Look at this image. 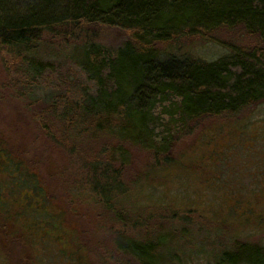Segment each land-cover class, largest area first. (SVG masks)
<instances>
[{
  "label": "trees",
  "instance_id": "trees-1",
  "mask_svg": "<svg viewBox=\"0 0 264 264\" xmlns=\"http://www.w3.org/2000/svg\"><path fill=\"white\" fill-rule=\"evenodd\" d=\"M237 31L249 42L220 38ZM191 38L221 45L226 54L211 62L192 57L183 46ZM0 47L14 62L13 88L26 109L44 106L32 115L45 138L74 156L87 136L120 142L84 167L74 166L84 180L80 192L92 188L106 204L114 197L125 200L127 143L151 151L158 165H172L173 142L180 136L244 122L264 106V0H0ZM62 62L80 73L60 71ZM49 74L62 76L64 88L45 91ZM205 123L210 125L201 128ZM3 147L0 141L6 162L0 164L4 226L15 224L8 203L26 193L43 208L34 213L36 228H62L58 213L55 222L48 221L42 177ZM68 174L64 169L60 177ZM168 243L164 235L145 242L126 239L120 250L139 264H170L171 253L167 259L159 254ZM220 262L264 264V246L244 242Z\"/></svg>",
  "mask_w": 264,
  "mask_h": 264
},
{
  "label": "rangeland",
  "instance_id": "rangeland-1",
  "mask_svg": "<svg viewBox=\"0 0 264 264\" xmlns=\"http://www.w3.org/2000/svg\"><path fill=\"white\" fill-rule=\"evenodd\" d=\"M220 38L239 45L249 42L240 31ZM111 40L114 43L115 37ZM183 43L185 53L205 61L226 54L221 45L198 38ZM13 63L0 47V141L3 149L11 150L42 177L41 186L48 192V221L55 222L52 216L58 213L62 228H36L34 213L43 208L39 203L32 204L36 197L21 193L8 203L15 224L10 223L7 229L5 220L0 219V230L33 234H20L13 242L3 241L0 235V259H10L11 264H34V257L37 264H139L120 250L122 241L145 242L162 235L170 245L159 254L167 259L171 253L174 261L170 264H221L225 253L244 242L264 246V106L244 116V122L212 127L203 135L198 128L189 136H180L173 142L172 165H158L151 151L127 143L130 158L122 170L125 200L114 197L106 204L97 199L92 188L80 192L84 180L78 178L74 166L84 167L105 147L117 148L120 142L87 136L82 150L74 156L67 146L45 138L32 115L44 106L26 109L27 103L13 88ZM61 64L60 71L80 73L70 63ZM48 76L43 83L45 91L64 88L62 76ZM56 128L52 130L59 139ZM0 164L6 165L1 152ZM116 168L120 170L121 165L116 164ZM64 169L69 174L61 178ZM104 187L102 184L100 191ZM112 195L114 191L107 194ZM25 199L31 203L26 204ZM22 243L31 244L32 251Z\"/></svg>",
  "mask_w": 264,
  "mask_h": 264
},
{
  "label": "flooded vegetation",
  "instance_id": "flooded-vegetation-1",
  "mask_svg": "<svg viewBox=\"0 0 264 264\" xmlns=\"http://www.w3.org/2000/svg\"><path fill=\"white\" fill-rule=\"evenodd\" d=\"M59 229H61V228H58L57 230H59ZM23 231L24 232H18V231H15V230H0L1 239L3 241H6V242L7 241H12L13 242V241H16L17 239L19 240L20 234H33L31 232H26L27 230H23ZM15 235H17V237ZM21 246H23L24 248H26L30 252L32 251L31 244H29V243H22ZM83 253H84V251H83ZM32 255H33V253H32ZM36 255L37 254H34V256H36ZM81 255H83V254L81 253ZM9 260L10 259H7V258H6V260L0 259V264H11V260L10 261ZM34 260H35L34 264H37V260H36L35 257H34ZM85 260H86V256L83 259L84 263L86 262ZM69 261L72 262L73 260H67V262H69Z\"/></svg>",
  "mask_w": 264,
  "mask_h": 264
}]
</instances>
